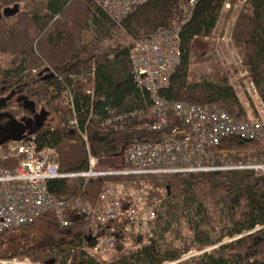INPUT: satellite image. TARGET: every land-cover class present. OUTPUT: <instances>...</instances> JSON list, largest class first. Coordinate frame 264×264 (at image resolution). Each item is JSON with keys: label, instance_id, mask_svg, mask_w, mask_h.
<instances>
[{"label": "trees", "instance_id": "obj_1", "mask_svg": "<svg viewBox=\"0 0 264 264\" xmlns=\"http://www.w3.org/2000/svg\"><path fill=\"white\" fill-rule=\"evenodd\" d=\"M105 1L0 0V11L26 6L0 19V99L18 94L53 117L51 126L37 129L33 135L39 149L50 148L59 154L62 174L88 169L85 144L71 125L75 119L87 132L90 152L103 169L128 168L124 155L131 146L160 138L144 129L150 121L152 101L136 85L130 50L135 42L181 22V7L187 0H148L121 20L103 7ZM226 2L198 0L190 20L181 25L182 56L170 87L161 94L172 103L216 107L237 122L261 121L259 115L249 117L236 90L219 70L203 81L189 80L193 59L201 60L210 51L206 40ZM246 2L248 9L237 16L233 39L264 110V0ZM87 32H91L88 39ZM119 34L130 43L113 47ZM19 108L18 112L11 110L12 114H27ZM254 143L235 137L225 140L221 149L227 152V159L232 155V162H246L255 153L247 159L240 150H248ZM117 159L124 164H115ZM255 178L244 182L254 195L242 191L238 199L229 172L52 179L47 188L54 197L91 205L99 202L109 184L148 187L149 196L159 198L158 218L150 232L142 235L126 232V222L93 225L90 220L69 216L70 225L61 227L54 215H46L26 228L0 234V261L25 254L41 264H101L89 252L99 238L113 235L110 249L119 255L111 264H264V180L257 183ZM213 213L224 217L226 226V232L216 239L209 232ZM170 219L185 221L193 233L192 244L180 245L176 234H171ZM41 223L47 224L51 243L28 244L24 252L13 255L3 249L4 238L16 232L21 233L23 244L31 242L26 232ZM193 249L201 254L184 260Z\"/></svg>", "mask_w": 264, "mask_h": 264}, {"label": "built area", "instance_id": "obj_2", "mask_svg": "<svg viewBox=\"0 0 264 264\" xmlns=\"http://www.w3.org/2000/svg\"><path fill=\"white\" fill-rule=\"evenodd\" d=\"M147 1L107 0L103 7L115 19L121 20ZM197 2L187 0L181 7V22L135 42L130 50L136 85L147 92L152 101L150 121L144 129L160 134V138L135 144L124 152L128 168L103 169L102 162L90 152L87 132L80 129L75 119L71 125L84 142L88 158L87 171L75 174L60 173L55 150L39 149L34 135L0 146V234L21 230L46 215H54L61 227L70 225V216L90 220L93 225L126 222V232L145 235L158 218L159 198L149 196L148 187H134L129 183L109 184L100 195L99 202L91 205L79 199L60 200L54 197L47 188L48 181L52 179L232 174L242 171H253L254 177H264V159L228 163L221 149L225 140L235 137L264 141L263 119L237 122L216 107L172 103L161 94L170 87L171 77L182 56L181 25L190 20ZM259 113L260 117L264 116L263 109ZM121 162L117 159L115 164ZM108 232L112 234L113 228ZM114 242L113 235L99 238L93 251L110 249Z\"/></svg>", "mask_w": 264, "mask_h": 264}, {"label": "rangeland", "instance_id": "obj_3", "mask_svg": "<svg viewBox=\"0 0 264 264\" xmlns=\"http://www.w3.org/2000/svg\"><path fill=\"white\" fill-rule=\"evenodd\" d=\"M246 1L247 0H227L222 13L220 14L217 26L213 34L209 39L206 40L210 44V51L201 60H198L197 58L193 59L189 74V80L197 82L203 81L204 79H206L205 77L214 74L216 72L215 69L219 70L221 73L227 76L228 83L236 90L239 100L242 106L244 107L246 113L251 119H254L256 117L260 118L258 115H260L259 110L262 106L259 102L256 90L248 80V74L242 63L241 54L235 48L233 39V30L237 16L239 15V13L243 11L245 12L248 9V4ZM17 8L19 12L25 10L26 6L24 4H21ZM9 10H15V7L9 8ZM4 12L6 11L1 10L0 15L5 16ZM10 15L11 14H9L8 16ZM90 37L91 32H87L86 39ZM129 43V38H126L125 36L119 34L111 45L113 47H117L119 45H127ZM3 62H8V58L7 60H3ZM18 97L20 96L17 94L15 97H12V99L8 102V104H10V109H8L7 111L11 114V110L13 112H18L20 109L19 107H21L19 105H23V102L18 103ZM43 112L47 113L42 107L37 109V117L42 118L41 115L43 114ZM12 115L14 116V118H16V120H19V114ZM52 118L53 117L47 113V116H45L42 123L43 126H51L53 124ZM261 119L264 120L263 115L261 116ZM240 152L244 156H246L247 159L249 157H253L251 156L253 153H255V155L254 158L251 160L264 159V141L256 142L251 145L248 150L247 148H245L240 150ZM55 154L57 157H59V154L56 151ZM225 160L226 162L230 163L234 161V158L232 157V155H228V159L226 157ZM223 219L224 217L220 218V215H218L217 213H213V218L210 220L211 224L209 226V232L211 233L213 239H216L217 237L221 236L223 233L226 232V230H224L226 226ZM169 223H171L172 225V229L170 230L171 234H176L175 236L179 238L178 242L180 243V245H190V243H193L191 238L193 233L191 230L188 229L189 226L185 224L184 220L170 219ZM49 234L50 231L48 230L47 224L41 223L37 225L34 230L26 232V235H29L32 238L31 242L25 243L24 241L23 244V238L21 233L16 232L15 234L7 235L4 238L5 248L3 249H5V251H7L9 255L24 252L27 247L26 245L28 244L44 245L46 243H51L50 241L52 240V238H50ZM212 249L213 248H209L208 250L211 251ZM89 253L92 257L96 259V261L101 264L114 263L119 255L118 252H116L115 250L112 251L111 249L103 248L99 249L98 252L90 251ZM200 254V251L193 249V251L186 255L183 259L188 260L189 258ZM32 258L33 257H29L28 255L22 254L17 256L15 259L9 261H0V264H41L39 262H34Z\"/></svg>", "mask_w": 264, "mask_h": 264}, {"label": "water", "instance_id": "obj_4", "mask_svg": "<svg viewBox=\"0 0 264 264\" xmlns=\"http://www.w3.org/2000/svg\"><path fill=\"white\" fill-rule=\"evenodd\" d=\"M17 7L18 6H15V10H9V9L4 10V11H6V12H4L5 16L0 15V19L2 17H11V16L17 14V12H18ZM9 14H11V15L8 16ZM13 95H14V93H12L11 95H9L7 97H3L0 99V114L3 110V108H5L8 104V102L12 99ZM23 100H24L23 104H24L26 109L31 108L32 111L36 112V107H35L34 103H32L28 100H25V99H23ZM45 116H47V113L43 112V114L41 115L42 120H44ZM5 127L10 129V131L12 130L13 132L9 138H7L4 141H0V146H3L4 144H7V143L12 142V141H16V142L21 141L27 135H33L37 129H41L44 126L40 125L37 129L31 130L27 134H26L27 128H29L28 121L24 123V122L15 120V121L7 124ZM121 163H123V161ZM254 176H255V173L253 171H242V172L232 173L231 174V185H232V187H240L243 185V183L245 182V180L247 178H252ZM263 180H264V177H256L255 178V181L257 183H259ZM234 192H235V199H238L241 195V192L238 189H235ZM249 195H254L252 190H251V194L249 193Z\"/></svg>", "mask_w": 264, "mask_h": 264}, {"label": "flooded vegetation", "instance_id": "obj_5", "mask_svg": "<svg viewBox=\"0 0 264 264\" xmlns=\"http://www.w3.org/2000/svg\"><path fill=\"white\" fill-rule=\"evenodd\" d=\"M16 95L17 94H14L13 97H15ZM23 101L24 100L22 97H18V103L23 102ZM9 105L10 104H7V106L5 108H3V110L0 114V122L2 123V124L0 123V141H4L7 138H9L13 132L12 130L10 131V129L5 127L7 124L16 120V118H14V116L10 112L7 111L8 109H10ZM21 106L27 111V114H24L23 116L20 115V117H18L19 120H16V121H21L24 123L28 121L29 128H27L26 134L29 133V131H31V130L37 129L40 125H43L42 124L43 123L42 118L37 117L36 112L32 111L31 108L26 109L24 104ZM235 189H238L241 192V194H242V191L247 192V194H249V193L251 194V188L249 185L244 184L240 187H233L234 191H235Z\"/></svg>", "mask_w": 264, "mask_h": 264}, {"label": "crops", "instance_id": "obj_6", "mask_svg": "<svg viewBox=\"0 0 264 264\" xmlns=\"http://www.w3.org/2000/svg\"><path fill=\"white\" fill-rule=\"evenodd\" d=\"M224 153H225V152H224ZM226 153H227V152H226ZM226 153H225V154H226Z\"/></svg>", "mask_w": 264, "mask_h": 264}]
</instances>
